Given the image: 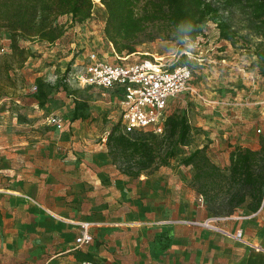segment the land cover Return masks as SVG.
Listing matches in <instances>:
<instances>
[{
	"label": "rangeland",
	"instance_id": "obj_1",
	"mask_svg": "<svg viewBox=\"0 0 264 264\" xmlns=\"http://www.w3.org/2000/svg\"><path fill=\"white\" fill-rule=\"evenodd\" d=\"M218 6V17L199 26L194 41L175 40L166 21L149 22L132 54L117 53L106 38L99 0L90 19L58 21L64 35L57 45L20 41L22 54H15L8 31L0 30V264H71L77 252L97 264H227L225 232H241L238 242L264 249V200L255 213L249 198L232 211L206 202L193 169L181 164L203 149L224 169L225 157L260 146L264 134V77L255 57L261 35L240 7ZM219 24L235 38L222 40ZM90 56L108 65L157 60L191 69L196 94L173 99L165 111L166 118L187 117L191 142L166 166L131 178L113 164L106 138L120 130L122 95L76 84ZM77 102L78 126H69L68 108ZM51 118L62 121L60 129ZM50 211L60 218L51 221ZM85 228L92 241L77 248ZM62 248L70 252L50 263Z\"/></svg>",
	"mask_w": 264,
	"mask_h": 264
},
{
	"label": "trees",
	"instance_id": "obj_2",
	"mask_svg": "<svg viewBox=\"0 0 264 264\" xmlns=\"http://www.w3.org/2000/svg\"><path fill=\"white\" fill-rule=\"evenodd\" d=\"M157 1L149 7L142 0H99L107 12L105 36L117 53H134V40L149 22L166 21L173 29L175 40L194 41L199 26L218 17V5L226 9L237 6L248 13L252 30L261 35L255 57L260 75L264 77V0ZM93 7L94 0H0V30L8 31L12 52L22 54L20 41L54 44L64 35V26L58 24L61 18L69 16L72 21H86L91 18ZM218 27L222 40L235 38L236 32L228 25ZM82 106L76 103L74 118L78 117L76 111ZM191 132L185 115H171L166 118L164 132L160 135L152 132L124 134L121 127L120 130L115 128L108 135L106 146L120 172L135 178L140 173L166 166L174 158L177 147L190 144ZM259 145L255 150L235 149L224 169L215 165L203 149L193 151L181 164L193 169L194 188L206 202L218 201L219 206L232 211L249 198L247 209L255 213L264 200V134ZM85 260L92 261V257L85 256Z\"/></svg>",
	"mask_w": 264,
	"mask_h": 264
},
{
	"label": "built area",
	"instance_id": "obj_3",
	"mask_svg": "<svg viewBox=\"0 0 264 264\" xmlns=\"http://www.w3.org/2000/svg\"><path fill=\"white\" fill-rule=\"evenodd\" d=\"M191 77V69L185 65H166L157 60H144L129 65H108L97 61L94 56H90L86 66L74 75L75 82L80 87L122 89L123 111L120 127L124 134L152 132L156 135L164 132L165 111L169 102L186 93L196 94L189 87ZM49 123L59 129L62 126L59 118H51ZM236 238H241V232L236 234ZM91 241L88 228H85L75 243L80 248L89 245ZM79 264L96 263L82 261Z\"/></svg>",
	"mask_w": 264,
	"mask_h": 264
},
{
	"label": "crops",
	"instance_id": "obj_4",
	"mask_svg": "<svg viewBox=\"0 0 264 264\" xmlns=\"http://www.w3.org/2000/svg\"><path fill=\"white\" fill-rule=\"evenodd\" d=\"M58 42V41H57ZM57 42L54 44H48V45H57ZM115 90H117L121 95H122V101H123V91L121 88H114ZM196 93V92H195ZM191 94V93H189ZM180 97V96H179ZM77 100V99H76ZM172 101V100H171ZM170 101V102H171ZM169 102V103H170ZM79 103V102H77ZM68 110H70V118L69 120L72 121L70 122L69 126H74L77 125L78 126V120H79V116L82 110H77L76 111V115L78 116L77 118H74V114H75V110H76V103H72ZM248 148L251 149H258L259 146L254 144L253 147L252 146H248ZM215 165L218 166V164L215 162H213ZM229 165V156L225 157V162L222 164L223 167H228ZM6 191V190H4ZM50 213L53 215H49V219L51 221H57L55 216L57 214H54L53 212L50 211ZM55 215V216H54ZM56 217H59L58 215ZM60 218V217H59ZM89 230V229H88ZM226 237H228V239H230V242L228 243V246L231 247L230 252L227 251L226 255L229 258L227 261V264H264V249L260 248V247H256L250 243L247 242H238L236 240V238L225 232ZM244 243V244H243ZM69 250H65V249H61L59 250L57 253H55V255H53L50 259L49 262H54V261H60L63 258H65L64 256L69 253ZM85 256H91L89 254H81L80 252L75 253V258H74V263L71 264H79L82 261H87L85 260ZM92 257V256H91ZM92 262L93 261V257H92ZM95 263V262H94ZM97 264V263H96Z\"/></svg>",
	"mask_w": 264,
	"mask_h": 264
}]
</instances>
